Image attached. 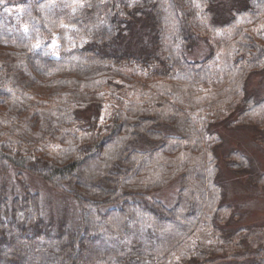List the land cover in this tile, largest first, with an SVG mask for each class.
I'll use <instances>...</instances> for the list:
<instances>
[{"label": "trees", "instance_id": "trees-1", "mask_svg": "<svg viewBox=\"0 0 264 264\" xmlns=\"http://www.w3.org/2000/svg\"><path fill=\"white\" fill-rule=\"evenodd\" d=\"M216 2L21 0L20 27L0 19V172L79 206L54 217L27 182L1 190L0 264H264L256 224L228 226L215 152L234 110L226 125L264 144V94L245 92L264 72V0ZM175 180L171 205L149 201Z\"/></svg>", "mask_w": 264, "mask_h": 264}, {"label": "rangeland", "instance_id": "rangeland-1", "mask_svg": "<svg viewBox=\"0 0 264 264\" xmlns=\"http://www.w3.org/2000/svg\"><path fill=\"white\" fill-rule=\"evenodd\" d=\"M16 1L21 0H0V19H7L11 26L15 28L20 27L22 17L21 10L12 8ZM218 4L216 0H210L211 7ZM232 9L235 10L236 8ZM228 13H231V11ZM46 41L50 47L55 45L52 37L44 36H39L37 44L41 45ZM198 47L199 50L190 53L191 56H199L208 50V45L203 41H200L196 48ZM50 52L54 55L57 54L55 48H50ZM245 92L246 94H259L260 92L264 94V72H252L248 76ZM108 105V103L103 104V110H108ZM237 113V110H234L224 122H218L215 129L219 139L215 152L217 157L219 156L220 173L224 178V199L229 202L231 213L233 212L234 215L228 226L256 224L255 228L264 234V177L261 178V181L259 180V174H264V144L261 141L260 132L253 127L248 125H226V121L235 119ZM234 149L247 155L250 160L249 168H241L240 170L235 166H233L234 168L226 166L224 157L230 150ZM19 178L13 167L7 171L5 176L0 172V192L6 190L8 186H11L13 191L19 192L22 190L21 188H25V182H27L33 190H38L42 194H40V201L46 214L52 211L54 217H59L67 208V215L78 214L79 206L74 197L57 191L47 181L39 177L24 174ZM178 189L179 183L178 180H175L150 193L149 201L159 199L169 206L174 202ZM5 192L8 195L7 197L10 198L11 194H7V190Z\"/></svg>", "mask_w": 264, "mask_h": 264}]
</instances>
